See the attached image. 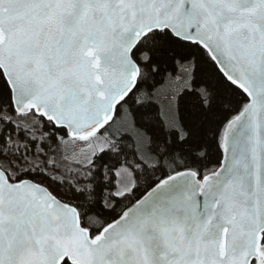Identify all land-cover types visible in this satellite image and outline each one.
<instances>
[{"label": "snow or ice", "instance_id": "6c2138e0", "mask_svg": "<svg viewBox=\"0 0 264 264\" xmlns=\"http://www.w3.org/2000/svg\"><path fill=\"white\" fill-rule=\"evenodd\" d=\"M0 264H264V0H0Z\"/></svg>", "mask_w": 264, "mask_h": 264}]
</instances>
